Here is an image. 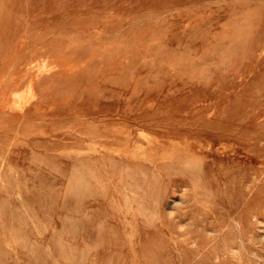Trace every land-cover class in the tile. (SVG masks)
Here are the masks:
<instances>
[{
  "label": "rangeland",
  "instance_id": "rangeland-1",
  "mask_svg": "<svg viewBox=\"0 0 264 264\" xmlns=\"http://www.w3.org/2000/svg\"><path fill=\"white\" fill-rule=\"evenodd\" d=\"M0 264H264V0H0Z\"/></svg>",
  "mask_w": 264,
  "mask_h": 264
},
{
  "label": "bare ground",
  "instance_id": "bare-ground-1",
  "mask_svg": "<svg viewBox=\"0 0 264 264\" xmlns=\"http://www.w3.org/2000/svg\"><path fill=\"white\" fill-rule=\"evenodd\" d=\"M237 47H238V46H237ZM45 66H46V65H45ZM49 68H50V67H49ZM50 70H51V69H50ZM36 76H38V75L36 74ZM39 76H41V75H39ZM38 78H39V77H38ZM31 80H32V78L30 79L29 82H31ZM32 81H33V80H32ZM31 83H32V82H31ZM32 84H33V83H32ZM30 85H31V84H30ZM27 86L30 87V86H29V83H28ZM28 89H30V88H28ZM32 89H33V88H32ZM28 91H29V90H28ZM32 91H33V90H32ZM32 93H33V92H32ZM33 94H34V93H33ZM30 95H31V94H30ZM18 96H19V95H18ZM21 96H22V94H21ZM33 96H34V95H33ZM31 100H33L32 97H31ZM23 101H24V100H23ZM14 102H15V101H14ZM20 102H21V100H20ZM29 102H30V101H29ZM26 104H27V103H25V105H26ZM29 104H30V103H29ZM29 104H28V105H29ZM14 105H16V104H14ZM19 105H20V107H21L23 104H22V105L19 104ZM25 105H24V107H22V108H25ZM17 106H18V105H17ZM26 106H27V105H26ZM15 107H16V106H15ZM19 109H20V108H19ZM19 109H18V110H19ZM16 110H17V108L15 109V111H16ZM33 110H34V109H33ZM33 110H32V111H33ZM22 111H24V110L22 109L21 112H22ZM34 113H35V111H34ZM144 157H145V156H144ZM128 160H129V159H128ZM91 176H92V175H91ZM88 178H89V177H88ZM69 184H70V183H69ZM90 184L92 185L93 183L91 182ZM94 185H95V184H94ZM94 185H92V186H94ZM95 187H96V186H95ZM126 187H127V186H126ZM91 188H92V187H91ZM93 188H94V187H93ZM12 210H14V208H13ZM10 214H11V213H10ZM10 214H9V215H10Z\"/></svg>",
  "mask_w": 264,
  "mask_h": 264
}]
</instances>
